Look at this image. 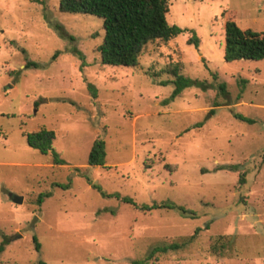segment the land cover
Listing matches in <instances>:
<instances>
[{
  "label": "rangeland",
  "instance_id": "rangeland-1",
  "mask_svg": "<svg viewBox=\"0 0 264 264\" xmlns=\"http://www.w3.org/2000/svg\"><path fill=\"white\" fill-rule=\"evenodd\" d=\"M58 3L0 0V264H131L196 227L146 264H264V60L223 58L225 21L264 34V0H167L183 30L134 66ZM175 64L192 83L171 97ZM42 128L62 163L27 145Z\"/></svg>",
  "mask_w": 264,
  "mask_h": 264
},
{
  "label": "trees",
  "instance_id": "trees-1",
  "mask_svg": "<svg viewBox=\"0 0 264 264\" xmlns=\"http://www.w3.org/2000/svg\"><path fill=\"white\" fill-rule=\"evenodd\" d=\"M58 9L62 12L93 15L101 19L103 35L101 42L96 47L102 64L134 66L144 47L148 43L161 41L165 43L182 32V28L175 24H169L166 20L168 12L167 0H59ZM225 61L236 60H264V34L251 28H241L234 20L227 19L223 27ZM188 42H197L196 37H189ZM29 64V63H27ZM26 64V65H27ZM181 68L175 64L170 73L173 75L174 89L171 97L178 95L181 90L192 83V80L180 73ZM219 88L223 91L224 85ZM238 118H243L238 115ZM25 141L29 147L38 150L41 154L51 152L54 162L62 163L53 150L51 143L55 137L54 131L49 129H38L24 133ZM104 142L95 139L87 155V164L90 166L104 165L105 161ZM244 183V174L241 172L238 184ZM43 194L39 197L42 200ZM119 201L133 203L130 198L114 195ZM170 206L167 203L136 205L140 211L150 210L156 207ZM186 211L185 208L179 207ZM200 230L196 227L192 235L186 240L171 243H154L145 255L134 259L131 264H146L158 253L178 250L185 246V241H191ZM32 241L36 250L39 243L35 236ZM6 238L0 243V252L4 249Z\"/></svg>",
  "mask_w": 264,
  "mask_h": 264
},
{
  "label": "water",
  "instance_id": "water-1",
  "mask_svg": "<svg viewBox=\"0 0 264 264\" xmlns=\"http://www.w3.org/2000/svg\"><path fill=\"white\" fill-rule=\"evenodd\" d=\"M20 200H21L20 197H14V199H13V201H15V202H18V201H20Z\"/></svg>",
  "mask_w": 264,
  "mask_h": 264
}]
</instances>
